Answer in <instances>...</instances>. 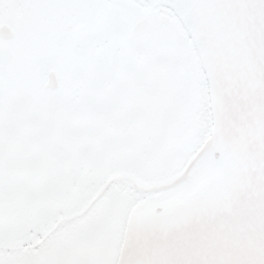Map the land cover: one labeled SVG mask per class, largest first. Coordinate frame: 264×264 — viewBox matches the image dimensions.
<instances>
[{
  "label": "snow or ice",
  "instance_id": "6c2138e0",
  "mask_svg": "<svg viewBox=\"0 0 264 264\" xmlns=\"http://www.w3.org/2000/svg\"><path fill=\"white\" fill-rule=\"evenodd\" d=\"M0 264H264V0H0Z\"/></svg>",
  "mask_w": 264,
  "mask_h": 264
}]
</instances>
